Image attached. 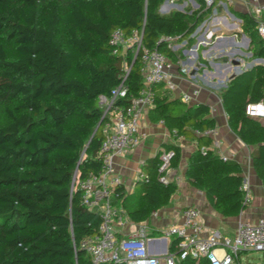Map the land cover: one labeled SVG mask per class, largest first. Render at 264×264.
Returning <instances> with one entry per match:
<instances>
[{
	"label": "trees",
	"instance_id": "obj_1",
	"mask_svg": "<svg viewBox=\"0 0 264 264\" xmlns=\"http://www.w3.org/2000/svg\"><path fill=\"white\" fill-rule=\"evenodd\" d=\"M163 1L0 0V111L8 118L0 123V264H91L80 242L96 233L99 220L81 206L78 183L101 170L99 96H110L121 82L124 59L129 92L117 105L128 106L142 87L140 53L135 59L131 52L125 58L114 55L110 35L115 29L128 35L143 28V46L177 63L159 38L183 40L209 14L201 0L190 14H160ZM243 18L252 50L264 59L257 21L246 14ZM10 44L13 58L7 53ZM262 98L260 65L232 78L221 93L228 127L254 147L250 155L264 186V124L245 112L248 103ZM209 111L205 104L158 98L148 117L208 144L210 139L194 130L215 127ZM166 151H173L170 168H175L178 147ZM159 165L160 153L146 159L139 172L147 178L141 181L142 193L121 197L132 223L165 206L176 189L159 180ZM185 176L220 215L236 216L246 208L238 163L199 148L191 154ZM179 264L208 263L188 258Z\"/></svg>",
	"mask_w": 264,
	"mask_h": 264
},
{
	"label": "built area",
	"instance_id": "obj_2",
	"mask_svg": "<svg viewBox=\"0 0 264 264\" xmlns=\"http://www.w3.org/2000/svg\"><path fill=\"white\" fill-rule=\"evenodd\" d=\"M233 0H201L208 16L184 40L176 36H162L158 43H163L173 53L182 51L184 54L194 51L189 46V39L197 40L196 46L208 44L215 29L216 6H225ZM190 6L199 8L198 0H164V4ZM178 11V10H177ZM181 12H184L181 9ZM169 13L163 12V14ZM250 16H264V0L250 11ZM257 34L264 40V21L258 20ZM143 28L134 29L126 35L120 29L112 31L109 45L114 55L131 52L133 56L140 53V73L142 87L138 94L130 99L128 106L117 105V101L126 98L129 87L125 83L129 68L123 70L121 82L111 90L110 96H99V104L103 109V139L99 154L101 170L78 183L81 191V206L94 213L98 220L96 233L85 237L80 248L89 256L91 264H179L185 259L196 262L204 260L208 264H242L240 255L250 251L264 252V217L256 222L241 221L232 237L214 231L202 235L201 212L196 207H185L181 212L180 222L168 225L158 233H153L148 220L132 223L127 218L121 204L122 179L116 169V161L124 157L140 140V128L143 118L155 107L158 99L157 87L165 86L173 91L175 84L170 79L172 62L157 49H148L142 44ZM188 47L187 49H185ZM180 71L190 76V68L180 63ZM199 89L179 94L184 104H193L199 95ZM211 108V107H210ZM213 110V108H211ZM246 115L258 119L264 124V98L250 102L246 106ZM162 123V121H161ZM199 136L208 137L212 148H219L216 127L197 130ZM171 138L177 142L184 141L183 134L173 129ZM201 151L206 148H200ZM173 151H161L160 165L157 169L159 180L166 183L164 175L170 169ZM222 160H226L222 157ZM140 181H147L144 175L138 176ZM243 204L251 200L249 184L242 181ZM157 211L151 217L157 216Z\"/></svg>",
	"mask_w": 264,
	"mask_h": 264
},
{
	"label": "crops",
	"instance_id": "obj_3",
	"mask_svg": "<svg viewBox=\"0 0 264 264\" xmlns=\"http://www.w3.org/2000/svg\"><path fill=\"white\" fill-rule=\"evenodd\" d=\"M260 2L261 0H233L225 6L217 5L215 29L209 43L196 46L197 40L189 39L188 44L194 51L187 54L182 51L174 53L177 63L172 62L170 79L175 84V89L170 91L163 85L157 87L158 98L170 94L168 100L177 99L180 93L191 92L193 88L199 89L196 102L186 105L205 104L209 107V116L215 120L218 131L219 148L213 149L211 141L208 144H200L196 139L184 135V141L177 143L170 136L173 129L170 130L161 121L151 122L147 114L140 128L139 143L116 161L124 195H139L143 187L138 179L142 163L157 156L161 151L170 150L173 146L178 147L179 162L164 175L166 183L174 184L176 189L168 203L155 210L157 216L150 218V214L146 219L155 234L168 225L180 222L182 209L188 206L196 207L201 212L202 235L220 231L232 237L239 222H256L264 217L263 181L258 176L250 155L254 147L247 146L229 129L221 101V93L232 78L254 66H264V59L255 55L249 36L243 31V14L250 16V11ZM252 18L264 21L263 15L258 19L254 16ZM180 63L191 69L190 76L181 73ZM196 131L194 130L195 134ZM199 148L210 149L221 159L225 157L226 160L239 164L241 176L249 184L251 200L238 215L224 217L217 213L207 201L204 191L196 188L186 178L188 160ZM137 184H141L138 193L134 190Z\"/></svg>",
	"mask_w": 264,
	"mask_h": 264
},
{
	"label": "rangeland",
	"instance_id": "obj_4",
	"mask_svg": "<svg viewBox=\"0 0 264 264\" xmlns=\"http://www.w3.org/2000/svg\"><path fill=\"white\" fill-rule=\"evenodd\" d=\"M181 2H178V5H169V4H164L162 5V7H158V12L160 14H163V12H172L175 10H181L183 9V11L186 14H190L191 12H193V9L190 8V6L186 7V6H181L180 5ZM168 14V13H165ZM7 53L9 58H13L14 57V45L10 44L7 46ZM123 57L125 58L124 54ZM128 69V65H127V61L126 59L123 60V70ZM170 94H165L163 99H169ZM181 107V106H180ZM182 108V107H181ZM8 121V118L6 116V114L3 112V110L0 111V123H6ZM134 190L136 193L140 192L141 190V184H137L134 186ZM240 261L242 264H264V252L261 251H250V252H245L242 253L240 255Z\"/></svg>",
	"mask_w": 264,
	"mask_h": 264
},
{
	"label": "water",
	"instance_id": "obj_5",
	"mask_svg": "<svg viewBox=\"0 0 264 264\" xmlns=\"http://www.w3.org/2000/svg\"><path fill=\"white\" fill-rule=\"evenodd\" d=\"M178 11H179V12H181V10H178ZM136 56H137V55H135L134 59L136 58ZM101 121H102V120H100V122L98 123V125H97L96 129H97L99 126H100V124H101ZM73 185H74V182H73V184H72V187H73ZM82 250H83V249H82Z\"/></svg>",
	"mask_w": 264,
	"mask_h": 264
}]
</instances>
